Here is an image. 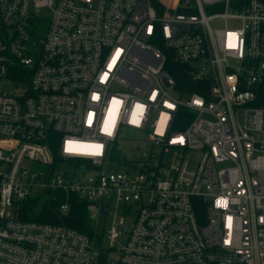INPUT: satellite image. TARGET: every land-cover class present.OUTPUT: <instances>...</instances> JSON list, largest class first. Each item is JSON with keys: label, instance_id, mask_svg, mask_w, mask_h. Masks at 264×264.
<instances>
[{"label": "built area", "instance_id": "2783aa9c", "mask_svg": "<svg viewBox=\"0 0 264 264\" xmlns=\"http://www.w3.org/2000/svg\"><path fill=\"white\" fill-rule=\"evenodd\" d=\"M58 194L131 223L21 217ZM0 264H264V0H0Z\"/></svg>", "mask_w": 264, "mask_h": 264}, {"label": "rangeland", "instance_id": "374dc122", "mask_svg": "<svg viewBox=\"0 0 264 264\" xmlns=\"http://www.w3.org/2000/svg\"><path fill=\"white\" fill-rule=\"evenodd\" d=\"M148 131L149 130L140 133L124 128L120 138H117L116 141L109 143V161L111 162V166L114 164V161L119 158L131 165H134L138 161L149 158L151 150L149 149V145L145 140ZM68 167L71 168V166ZM35 168L37 170L42 169L43 165L37 164ZM58 168L61 170V172L65 171V165L63 163L58 164ZM112 170H123V168L121 166H117ZM134 170H138V168L135 167ZM42 198H38L36 200V204L33 207L32 212L38 211L39 206L43 201ZM128 206L129 205L121 204L119 207L115 208L114 213L108 211L100 212L97 215L93 213L94 219H89V221L92 231L97 234L95 237V242L99 247L106 246V241L103 237L104 229H107L113 225L119 231L121 228H127L129 226L131 223V218L128 217ZM89 215L90 213L88 212V217ZM95 220L96 225L94 226ZM118 241V243H123V237H120Z\"/></svg>", "mask_w": 264, "mask_h": 264}, {"label": "trees", "instance_id": "16d2710c", "mask_svg": "<svg viewBox=\"0 0 264 264\" xmlns=\"http://www.w3.org/2000/svg\"><path fill=\"white\" fill-rule=\"evenodd\" d=\"M52 153L56 158L54 147H52ZM36 200V198L31 199L29 203L19 211L23 219L33 220L40 223L65 225L90 237L92 236L93 231L88 217L87 206L84 201H81L72 195L69 196V209L66 214L60 215L55 210V206L61 202L62 194H58L57 199L42 201L38 211L32 212Z\"/></svg>", "mask_w": 264, "mask_h": 264}, {"label": "water", "instance_id": "95a60500", "mask_svg": "<svg viewBox=\"0 0 264 264\" xmlns=\"http://www.w3.org/2000/svg\"><path fill=\"white\" fill-rule=\"evenodd\" d=\"M100 211H101V212H105V211H106V208L104 207V205H102V206L100 207Z\"/></svg>", "mask_w": 264, "mask_h": 264}]
</instances>
